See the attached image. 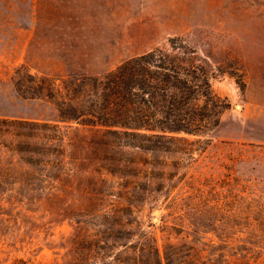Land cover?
<instances>
[{
    "label": "rangeland",
    "instance_id": "rangeland-1",
    "mask_svg": "<svg viewBox=\"0 0 264 264\" xmlns=\"http://www.w3.org/2000/svg\"><path fill=\"white\" fill-rule=\"evenodd\" d=\"M171 37L225 100L206 145L143 152L14 85L97 75ZM0 264H264V0H0Z\"/></svg>",
    "mask_w": 264,
    "mask_h": 264
},
{
    "label": "trees",
    "instance_id": "trees-1",
    "mask_svg": "<svg viewBox=\"0 0 264 264\" xmlns=\"http://www.w3.org/2000/svg\"><path fill=\"white\" fill-rule=\"evenodd\" d=\"M176 39L168 38L166 48L126 58L100 74L60 80V86L52 78L27 71L14 79V85L24 96L51 100L56 121L98 127L105 136L122 139L143 152L168 150V143L185 140L183 135L200 136L206 145L225 100L211 91L210 72L197 62L195 50ZM35 125L59 131L56 124ZM51 135L47 140L62 138ZM116 223L108 229L122 231V224Z\"/></svg>",
    "mask_w": 264,
    "mask_h": 264
},
{
    "label": "water",
    "instance_id": "water-1",
    "mask_svg": "<svg viewBox=\"0 0 264 264\" xmlns=\"http://www.w3.org/2000/svg\"><path fill=\"white\" fill-rule=\"evenodd\" d=\"M158 212H159V211H158L157 209L154 210V215H155V216L152 217V220H153V221L156 220V215L158 214Z\"/></svg>",
    "mask_w": 264,
    "mask_h": 264
}]
</instances>
